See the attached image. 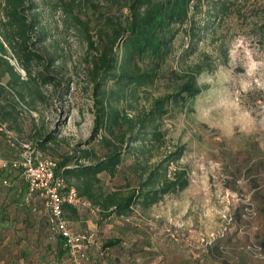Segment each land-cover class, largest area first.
<instances>
[{
	"label": "rangeland",
	"instance_id": "374dc122",
	"mask_svg": "<svg viewBox=\"0 0 264 264\" xmlns=\"http://www.w3.org/2000/svg\"><path fill=\"white\" fill-rule=\"evenodd\" d=\"M211 1L195 9V21L207 23L195 52L179 57L181 29L165 74L139 93L132 109L124 105L131 116L147 106L149 95L171 92L181 81L177 74L204 53L214 63L197 75L201 91L195 97L183 108L169 106L158 121L162 140L146 144V159H140L146 169L183 145L168 171L184 168L187 185L148 207L134 205L125 216L103 218L83 197L89 205L76 206L74 215L64 210L70 230L88 235L83 264H264V0H240L215 18L207 17ZM76 2L72 18L51 0H26L24 14L34 16L27 47L38 56L27 63V74L15 44L10 47L1 36L8 25L0 0L5 49L0 52V206L6 210L0 217V264H68L39 200L30 199L18 170L8 166L18 144L10 145L6 135L54 160L91 145L100 152L99 133L90 139L99 94L91 73L95 51L87 47L86 36L98 44V10L106 7L104 0ZM109 8L117 13L115 5ZM10 72L19 80L11 82ZM37 133L52 134L54 140L42 149L34 140ZM135 162L125 154L112 176L100 173L102 188L135 186L140 171L131 167ZM107 238L119 243L106 248Z\"/></svg>",
	"mask_w": 264,
	"mask_h": 264
},
{
	"label": "trees",
	"instance_id": "16d2710c",
	"mask_svg": "<svg viewBox=\"0 0 264 264\" xmlns=\"http://www.w3.org/2000/svg\"><path fill=\"white\" fill-rule=\"evenodd\" d=\"M51 1L53 7L76 18V0ZM238 1L240 0H212L207 4V9H210L207 17H219V13L226 12ZM201 2L204 0H104L106 8L98 10V44L93 45V40L86 36L87 47L95 51L91 73L96 77L94 88L99 94L94 100L90 139L99 133L96 144L100 147V152L97 153L96 148L91 145L60 155L55 160V174L63 180L66 189L73 188L78 196L97 207L103 218L109 215L125 216L134 205L148 207L163 195L180 191L187 185L184 168L168 171L169 165L182 156L183 145L174 146L146 169L142 166L146 159H142L143 147L162 140L163 132L158 128V121L167 113L169 106L175 104L183 108L201 91L196 77L202 71L212 70L214 63L210 64L204 53L200 61L189 64L184 72L177 74L181 81L171 92L162 96L149 95L146 98L147 106L131 116L126 114L124 105L132 109L131 102L140 98L139 93H145L147 88H151L165 74L164 63L172 54V41L181 29L184 41L179 57H188L195 52L197 43L207 31L206 22L200 24L194 19L195 9ZM2 3L3 23L8 28L1 36L10 47L13 48L15 44V53L20 55L18 58L22 67L29 74L27 63L38 57L27 47L30 35L28 31L34 28V16L32 19L24 14L26 0H2ZM91 3L94 7L93 2ZM31 5L33 4L30 7ZM113 5L118 14L110 12L109 7ZM2 45L0 40V52L5 53ZM10 74L11 82L19 80L18 75L15 76L13 72ZM20 82L25 83L22 79ZM7 83L10 85V81ZM2 90L3 87L0 86V92ZM35 135L38 136H35V143L42 149L47 142L54 140V135L49 133L43 137H39L38 133ZM125 154H131L136 159L131 166L134 170L140 168L135 186L104 190L99 174L112 176ZM32 198L36 199L33 194L30 196ZM0 208L3 209V206ZM62 209L73 215L76 213V208L67 203L62 204ZM2 215L6 217L0 210V217ZM44 221L52 229L46 215ZM55 235L54 244L59 249L58 252H63L67 258L61 237L57 233ZM118 243L117 238H107L102 246L108 248Z\"/></svg>",
	"mask_w": 264,
	"mask_h": 264
},
{
	"label": "built area",
	"instance_id": "2783aa9c",
	"mask_svg": "<svg viewBox=\"0 0 264 264\" xmlns=\"http://www.w3.org/2000/svg\"><path fill=\"white\" fill-rule=\"evenodd\" d=\"M6 136L10 145L18 144L16 157L9 160L8 166L18 170L27 188V195L30 197L33 194L39 200L52 230L62 239L68 264H83L86 259L88 235L70 230L63 214L62 204L67 203L76 207L89 205V203L78 196L73 188H65L63 180L55 174L54 159L41 155L28 144L17 142L10 136ZM32 210L35 208L33 207Z\"/></svg>",
	"mask_w": 264,
	"mask_h": 264
},
{
	"label": "crops",
	"instance_id": "0c3cea01",
	"mask_svg": "<svg viewBox=\"0 0 264 264\" xmlns=\"http://www.w3.org/2000/svg\"><path fill=\"white\" fill-rule=\"evenodd\" d=\"M1 207V206H0ZM0 210L3 212V213H5L4 211H6V210H4V209H2V208H0ZM5 222V221H4Z\"/></svg>",
	"mask_w": 264,
	"mask_h": 264
}]
</instances>
